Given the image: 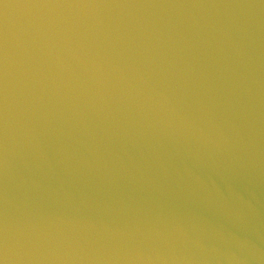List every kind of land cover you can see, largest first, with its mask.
Returning a JSON list of instances; mask_svg holds the SVG:
<instances>
[{"label": "water", "instance_id": "1", "mask_svg": "<svg viewBox=\"0 0 264 264\" xmlns=\"http://www.w3.org/2000/svg\"><path fill=\"white\" fill-rule=\"evenodd\" d=\"M5 217L11 264H264V0H0Z\"/></svg>", "mask_w": 264, "mask_h": 264}, {"label": "clouds", "instance_id": "2", "mask_svg": "<svg viewBox=\"0 0 264 264\" xmlns=\"http://www.w3.org/2000/svg\"><path fill=\"white\" fill-rule=\"evenodd\" d=\"M6 91V89H5ZM4 167L7 168V155L5 154L4 158ZM197 181H199V177H195ZM231 239L238 246H251V242L246 238L242 237L239 234H230ZM233 259H235V253H233ZM14 256L12 254V248L9 243V227L7 217H5L4 225H3V234L2 240H0V264H11Z\"/></svg>", "mask_w": 264, "mask_h": 264}]
</instances>
